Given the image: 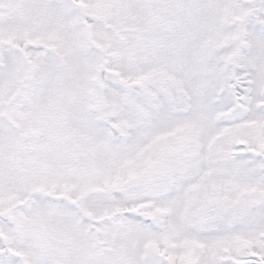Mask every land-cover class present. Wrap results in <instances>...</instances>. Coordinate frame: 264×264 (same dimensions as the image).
Wrapping results in <instances>:
<instances>
[{"label": "snow or ice", "instance_id": "snow-or-ice-1", "mask_svg": "<svg viewBox=\"0 0 264 264\" xmlns=\"http://www.w3.org/2000/svg\"><path fill=\"white\" fill-rule=\"evenodd\" d=\"M0 264H264V0H0Z\"/></svg>", "mask_w": 264, "mask_h": 264}]
</instances>
